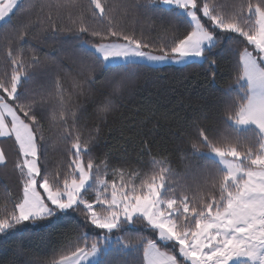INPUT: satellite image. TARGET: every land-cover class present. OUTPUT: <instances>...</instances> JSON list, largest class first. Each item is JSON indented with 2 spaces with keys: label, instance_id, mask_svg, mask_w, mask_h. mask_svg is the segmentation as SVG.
I'll list each match as a JSON object with an SVG mask.
<instances>
[{
  "label": "trees",
  "instance_id": "trees-1",
  "mask_svg": "<svg viewBox=\"0 0 264 264\" xmlns=\"http://www.w3.org/2000/svg\"><path fill=\"white\" fill-rule=\"evenodd\" d=\"M164 1L101 0L104 8L96 11L94 0H20L15 15L0 24V79L18 67L11 61L19 54L26 62L20 67L25 75L19 94L27 90L44 99L45 108L35 128L42 137L41 160L47 165L41 167L42 176L47 170L69 171L72 145L95 136L100 127L99 139L90 149L94 167L124 171L136 179L163 177L167 193L184 198L188 210L202 212L226 198V173L207 154L212 146L232 147L241 155L254 156L263 142L255 127L241 129L233 123L248 98L247 86L241 81L243 37L217 30L202 61L161 66L141 62L106 65L89 47L125 41L114 38L115 33L131 41L138 38L143 49L162 54V48L166 51L171 41L193 27L186 14ZM213 2L223 12L234 14L244 31L256 21L251 9L264 11V0ZM78 23L100 36L69 30ZM25 26L27 35L21 39L16 31L23 33ZM32 57L40 59L39 66L30 63ZM81 62L98 77L85 90L75 82L83 78L79 77ZM105 107L107 112H99L104 117L101 124L97 112ZM3 149L7 167L0 164V214L22 199L25 179L18 166L22 155L16 143ZM104 235L114 241L98 264H146L148 241L180 259L177 244L162 240L142 217L122 220L107 231L85 220L73 206L54 210L47 218L22 221L0 233V264H52L70 255L77 245L91 244ZM18 249L22 254H17ZM181 264L188 263L181 260Z\"/></svg>",
  "mask_w": 264,
  "mask_h": 264
},
{
  "label": "snow or ice",
  "instance_id": "snow-or-ice-1",
  "mask_svg": "<svg viewBox=\"0 0 264 264\" xmlns=\"http://www.w3.org/2000/svg\"><path fill=\"white\" fill-rule=\"evenodd\" d=\"M150 2L151 0H146V3ZM166 2L187 10L193 27L179 39L171 41L170 45L166 46V51L162 48V54L152 57L153 59L176 61L190 54L203 56L205 47L214 41L217 30H220L240 34L244 39V43L241 44L245 46L241 55L250 59L253 66L264 64V46L250 39V33L243 30L235 15L223 12L218 3L213 0H166ZM93 7L96 11H102L104 5L101 0H94ZM14 10H18V0H0V21L15 15ZM69 30L100 36V33L90 32L85 25L79 23L78 27ZM16 33L23 39L24 35H27L26 26L23 33L19 29ZM113 36L118 40L128 39L115 33ZM132 39H135L136 44H141L138 38ZM249 49L252 51H248ZM252 52L255 53V57L252 56ZM30 63L39 66L41 61L37 57H32ZM11 64L18 67L0 79V136H15L23 155V160L18 166L25 179L22 199L13 203L11 208L5 207L3 214H0V233L22 221L47 218L54 215V210L76 206L85 220L101 229L111 230L122 220L132 222L134 217H142L158 230L161 238L177 244L180 259L174 255L172 264H181V260H187L190 264H232L233 260L245 256L253 262L259 259L260 264H264V222L251 225L245 223V229L240 230L238 222L244 220V217L239 212L230 213L232 219L229 220L213 209V213H209L207 218L200 219L194 226L189 227L186 214L173 210L178 201L165 197L162 192L163 177L153 175L149 180H145L139 189L129 187L123 181L119 186L114 181L111 186L100 181L104 187L95 197V204L91 202L89 193H85L84 190L90 181L95 183L97 180L99 169L94 170L90 149L99 139L100 127H96L95 136L72 145L74 159L69 164L70 167L68 165L69 171L47 170L42 176L41 167L44 165L47 168V165L41 160L44 156L40 151L42 137L36 134L35 128L40 124L39 117L45 108L44 99L29 94L27 90L24 95L19 94L25 75L20 71V67H24L26 62L18 54ZM53 71L57 72V69ZM79 77L83 78L76 80V85L84 90L86 84L98 79L92 69L83 62L79 65ZM100 111L107 112V108H98L97 118L102 124L104 117L99 115ZM9 117L10 120L6 124ZM243 122L246 123L247 119ZM259 124L264 129V121H259ZM193 147L198 145L194 144ZM212 147L215 152L223 155V148L215 145ZM86 152L88 158L85 160ZM0 164L7 167L6 157ZM81 205L83 207H80ZM96 205L100 206L99 211L96 210ZM229 231L233 235L229 236ZM96 250V242L90 245L87 242L77 245L70 255L65 254L61 257L59 264H81ZM17 254H22L21 249L17 250ZM29 264L38 262L29 261Z\"/></svg>",
  "mask_w": 264,
  "mask_h": 264
},
{
  "label": "rangeland",
  "instance_id": "rangeland-1",
  "mask_svg": "<svg viewBox=\"0 0 264 264\" xmlns=\"http://www.w3.org/2000/svg\"><path fill=\"white\" fill-rule=\"evenodd\" d=\"M20 0H18V3ZM164 4L167 6L177 7L186 14L189 19L191 17L188 15L187 10L178 7L175 4L167 3L166 0ZM250 13L256 16L254 25H249L245 32L250 33L249 38L254 39L255 42L261 46H264V11L260 10L258 7L251 9ZM8 18H6L7 20ZM192 21V20H191ZM3 21H0V24ZM193 23V22H192ZM214 41L206 48H209L213 45ZM100 57H103V61L106 65L116 64V63H126V62H141L155 66H161L165 64H185L190 61H202L203 56H196L195 54H190L187 57L181 58L179 60L173 61L167 59L164 61L153 59L152 57L160 56L161 54L154 53L143 49L140 44H136L135 41L127 40L121 42H103L98 45H89ZM204 49V50H205ZM252 56L255 55L252 52ZM260 65V64H259ZM256 77L257 74L254 72L251 65V61L245 59L244 62V72L241 78L243 84L247 86V100L250 97V101L247 105L244 104L242 107V114L240 113L233 123L239 128L244 129L251 126L252 117H249L250 112H255V104H253V98L255 94L253 89L250 87L249 82H251V77ZM262 97L264 98V89L261 91ZM254 95V97H253ZM252 96V97H251ZM252 98V99H251ZM247 119V122H243ZM10 120V117L7 118L6 124ZM250 120V121H249ZM263 142L260 150L254 156L241 155L235 148L226 147L224 149L223 155L215 152L213 147L207 153L208 155L214 157L223 170L226 173L224 181V191L226 193V198L215 205H211L202 212L190 211L188 206L184 202V198L172 196L165 191V183L162 181V186L165 197L175 198L178 201V204L173 209L174 211H182L187 216L188 226L192 227L195 225V222L208 217L209 213L215 212L221 213L226 219L231 220L232 217L230 213L239 212L244 220L238 222V227L240 230L245 229V223L247 224H259L264 222V132L260 133ZM6 138H12L13 141H9ZM16 143L19 148V143L15 140V136H0V162H2L6 155L4 147L7 149L12 148V145ZM21 153V152H20ZM22 155V153H21ZM23 160H19V164ZM98 167H94L96 170ZM99 172L97 173V180L94 183L90 181L86 186L84 192L89 193V198L91 202L95 204V197L99 194L104 185L100 181H104L111 186L114 181L117 186L123 181L129 187L140 188V185L149 179H143L140 177L136 179L135 175L129 174L120 170H111L104 167H99ZM138 177V176H137ZM39 187V186H38ZM166 209V205L163 206ZM66 210V209H65ZM96 210H100V206L96 205ZM115 229V228H114ZM107 231H111L106 229ZM171 231V229H169ZM229 236L233 235L231 231L228 233ZM160 237V236H159ZM161 238V237H160ZM164 241H169L161 238ZM114 239L110 236H102L96 239L94 242L97 243V250L93 255L87 256L81 264H98L101 254L106 251L111 245ZM93 243V242H92ZM90 245V244H89ZM146 264H172L174 256L162 249H160L154 241H148L145 249ZM61 260V259H60ZM60 260L52 264H59ZM186 263L190 264L187 260ZM232 264H260L259 259L253 262L249 257H240L233 260Z\"/></svg>",
  "mask_w": 264,
  "mask_h": 264
},
{
  "label": "crops",
  "instance_id": "crops-1",
  "mask_svg": "<svg viewBox=\"0 0 264 264\" xmlns=\"http://www.w3.org/2000/svg\"><path fill=\"white\" fill-rule=\"evenodd\" d=\"M245 59H246V56L242 55L243 72H244ZM252 67H253L254 72L257 74V76L251 77V82H249V85L253 89L254 93H257V94H255L256 97L253 98V104H255L256 110L255 112H250L249 117H252L251 126L255 127L260 133H262L264 132V129L260 127L259 121H264V98L262 97V94H260L261 91L264 89V68L262 64L256 65V66L252 65ZM249 101H250V97L245 103V105H247ZM240 113L242 114V108L240 110ZM239 116H237L238 119L241 117Z\"/></svg>",
  "mask_w": 264,
  "mask_h": 264
}]
</instances>
